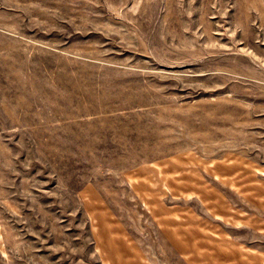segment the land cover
Wrapping results in <instances>:
<instances>
[{"label":"rangeland","instance_id":"rangeland-1","mask_svg":"<svg viewBox=\"0 0 264 264\" xmlns=\"http://www.w3.org/2000/svg\"><path fill=\"white\" fill-rule=\"evenodd\" d=\"M0 264H264V0H0Z\"/></svg>","mask_w":264,"mask_h":264}]
</instances>
